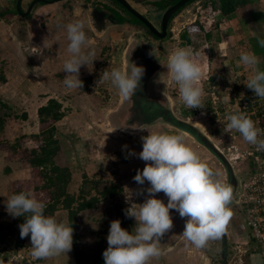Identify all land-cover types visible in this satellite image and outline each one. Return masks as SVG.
Wrapping results in <instances>:
<instances>
[{"label":"clouds","instance_id":"9594fccd","mask_svg":"<svg viewBox=\"0 0 264 264\" xmlns=\"http://www.w3.org/2000/svg\"><path fill=\"white\" fill-rule=\"evenodd\" d=\"M85 22L76 20L66 25L67 51L71 54L63 64L66 73L64 85L68 89H82L79 78L82 66L95 60L94 51H85L88 37ZM198 31L193 27L192 34ZM264 47V39L258 40ZM44 54L42 47H32L28 55L37 58ZM240 63L252 71L245 83L254 96L264 100V71L259 70V58L252 52H242ZM167 71L178 85L180 100L190 109L203 108L204 89L200 81L203 77L201 66L193 57L191 48H177L168 57ZM33 72L44 74L40 67ZM145 69L131 62L127 67L107 69L97 83L110 82L126 100L131 99L141 85ZM226 131L238 132L243 139L257 151H264V129L257 126L250 117L242 112L226 116ZM131 127L144 130L142 126ZM117 128V127H116ZM114 128L111 131H114ZM142 151L138 154L129 151L145 161L142 171L133 177L141 187L136 190L127 188L124 209L127 218H134L135 226L131 231L121 226L119 219L112 220L107 235L108 247L103 252L104 264H151L159 259L164 250L160 242L174 227L170 210H175L181 218H187L182 232L186 241L196 248H204L213 240L220 239L234 213L230 205L234 200V189L220 178L221 173L213 170L200 155L185 142L180 134L149 133L142 137ZM126 147V146H125ZM145 181L150 185L143 187ZM163 192L167 203L156 194ZM143 203H135L133 195H145ZM46 205L27 192L7 197L6 211L13 218L24 217L19 225L20 237L30 236L31 256L34 260L50 259L66 255L73 247V228L55 217L45 214Z\"/></svg>","mask_w":264,"mask_h":264},{"label":"crops","instance_id":"0c3cea01","mask_svg":"<svg viewBox=\"0 0 264 264\" xmlns=\"http://www.w3.org/2000/svg\"><path fill=\"white\" fill-rule=\"evenodd\" d=\"M32 1L33 0L21 1V8L24 12L28 11ZM128 1L140 12L138 8H140L139 5H142L143 2L137 0ZM155 1L156 0H146L144 2L148 4L153 3L157 6ZM17 4L18 0H0V71H2L0 72V94L5 96L4 98L3 96L0 97L5 100H8V98L12 99L18 107H21L22 104L28 103V106H25L26 108L23 109L28 112V118L23 120L24 132L21 134L35 135L40 133L38 110L50 99L47 93L51 89H60L65 93H70L76 90L68 89L64 85L63 80V75H66V73L62 70L63 64L71 56V54L67 51L69 41L67 39L66 25L76 20H83L85 22V32L90 33L87 36L88 44L85 46V51H94L95 60L93 63L90 61L88 66L85 65L81 67L79 74L80 77H88L93 74L96 69L95 61H101L102 59V56L99 53L101 47H109L108 45L115 46L114 42L117 40V25H124L125 29L133 27V25L130 24V18L125 16L121 11H119L120 14L126 17L128 21L124 23H119L116 20L114 21L112 13L113 10H117V8L110 3L91 5L85 2L77 1L75 3V1H72L66 5L63 4L62 1L54 3L37 2L28 15L19 12L17 10ZM201 4L202 0H198L195 1L194 6H186L180 14L178 13L176 17L172 19L169 24V32L170 29L176 30L175 36L178 38L182 29L197 20V14L200 11ZM145 16L148 17L147 15ZM59 23H61V25H59ZM154 24L157 27L160 25L159 23ZM172 24H174L173 27ZM57 25H59V28H56ZM188 33L191 41H193L192 44H194L196 38H203L205 40V44L208 43L205 32L197 31L194 34L191 32ZM213 34L214 36L212 37V41L208 45V68H210L212 62V60L209 59L211 55V59H213V57L216 56V52H219V60H222L225 67L224 72L229 73L235 70L243 69L246 66L240 63L238 53L240 52L241 46L245 45L246 50L244 52H252L258 56L259 70L264 71V47H261L258 43V40L264 39V0H257L253 3L247 4L228 15H224L220 12L216 13L214 16ZM108 35L111 40L110 38L107 40L106 37ZM61 42L64 43V46L60 44ZM32 47H42L44 54L39 58L35 55H28ZM181 47L193 48L194 46L186 45L185 47L183 45L178 48ZM213 49H215L216 52L213 51ZM38 67H40V71L44 74L39 76L34 74L33 69ZM224 72L222 71V75ZM212 73H215L213 68ZM217 73H219V71H217ZM89 82V79L83 81V88H78L80 93L72 95L73 97L71 98L65 96L66 100L78 107H83L85 112L87 110L93 111V108L97 110L104 106L103 101L98 99L99 96L95 94L97 92L94 90L95 85ZM207 82L210 83V81ZM106 85L110 86L111 83L106 82ZM39 101H41L40 105H38ZM11 105L13 104L11 103ZM30 105H32L31 109ZM35 105L37 106L36 108H34ZM187 109H189V112H192L190 108ZM194 117L196 118L197 115L195 114ZM78 125L79 123L77 126ZM89 125L91 126V124ZM8 130L9 126H6L4 135H7L5 133H7ZM1 137L4 139L3 135ZM111 137V135H104L103 138L101 137V146L104 145V143H109V138ZM29 138L32 141V137ZM188 141L189 140H186V143ZM188 143H191L192 145L194 144L193 141ZM74 144L76 143L74 142ZM195 145L193 146L197 149V152H203V148H201V146ZM76 150L78 156L77 165L75 166L72 164L70 166L72 171V180L69 184V191L71 193H75L73 187H75V185H78L79 187L81 183H78V181L74 183V177L81 175V173L88 171V169L94 170L97 165H102L106 155L110 154L109 145L106 147L104 152L94 154L95 157L91 155L89 156V153L84 152L79 145H76ZM11 152L12 151L7 149H0V194L2 195H0V197L5 205L7 197L4 196V192L9 191L7 194H10L12 183L19 180L28 181L32 178L31 170L27 167L25 161L19 157L10 158ZM123 153V163L121 167L124 169L127 168V170H132L134 165L133 161L135 163L139 160L138 155L129 156L128 150H123ZM125 156L129 158V161L124 160ZM96 159L101 160L98 163ZM84 163H87L85 164L86 166H84ZM145 163V161L141 160V168H144ZM98 167L99 169H103L101 168L102 166ZM84 174L85 173H83V175ZM100 176L101 175H99V177ZM145 182L146 186L144 188L149 187L150 185L148 182ZM73 183L75 184L74 186ZM79 190L80 188H78L77 193H79ZM146 195L147 194L142 196L140 203L144 202ZM156 198L163 200L165 204L168 200L163 192L157 193ZM95 210L96 208L90 209V211ZM64 211L67 210L60 207L55 211L54 217L57 219L58 213H63ZM84 211L90 212L89 210H83L78 214V223L80 226V223L83 221L81 217L84 213H86ZM5 215L0 217V223H7L3 221ZM170 215L172 216L174 227L170 232L165 234L160 242V246L164 250V254L159 259H153L151 264H207L206 261H210V259L207 257V260L202 261L198 258L200 255L198 250L200 249L186 241L182 235L187 218H181L179 213L175 210H170ZM12 219L14 220L15 218H11V221H9L10 223L13 222ZM131 219V224L135 226V219ZM77 230H79V228ZM252 242L255 243L253 238ZM255 246L256 245H254V247ZM249 247L250 246H248V248ZM72 250L73 259L71 261L60 259L57 264H76L74 247ZM205 251L206 249H204V252ZM256 255L260 258L259 264H262V258L258 249L256 250V254L254 256ZM254 256L251 259L252 264H256ZM211 263L212 262L210 261V264Z\"/></svg>","mask_w":264,"mask_h":264},{"label":"rangeland","instance_id":"374dc122","mask_svg":"<svg viewBox=\"0 0 264 264\" xmlns=\"http://www.w3.org/2000/svg\"><path fill=\"white\" fill-rule=\"evenodd\" d=\"M72 1H75V3L77 1L85 2V3L91 4V5L92 4L94 5V4L110 3L113 6H115L116 8H119L116 6V4L114 3L113 0H64L62 2H63V4L67 5ZM194 3L195 2H192L191 4H189V6H194ZM139 6L141 9L140 8H138V9L140 10V12L142 14L147 15L153 23H159L160 24V15L163 12V9H161L158 6H155L153 3L148 4L146 2H143V4L139 5ZM120 11L125 16L129 17V15L127 13H125L122 9H120ZM180 12H179V14H180ZM198 15H199V12L197 14V18H198ZM185 21H187V20H185ZM59 25H61V23H59ZM59 25H57L56 28H59ZM173 26H174V24H172V27ZM116 28H117V30H116L117 40L114 42L115 46L108 45L109 47H101V50L99 51V53L101 54L102 59H101V61H95L96 69L94 70L93 74L89 75L88 77H80L79 76V78L82 81L89 79L90 80L89 83H93L95 85L94 90L97 91L95 94H97L99 96L98 99L103 101L104 106L102 108H99L97 110L93 108V111L87 110L85 112L83 107L82 108L78 107L75 104L71 103L70 101L66 100L65 96L68 98L69 97L71 98V97H73L72 95L80 93L79 92L80 90H78V89H76L70 93H65V92H62L60 89H57V90L51 89L50 90L48 88L50 91L47 94L49 95V98H56L57 100H59L63 104V110L65 112V115L59 121H57L55 123V126L57 128L56 135L58 136V138H60L61 143H62V141H64V139L67 141L70 140L72 145L70 144V142H68V143L70 144L71 147H74L76 149V146L74 145V142H75L76 145H79L83 149L84 152H86V153L88 152L89 156L91 155L93 157H95L94 154H97L98 152L99 153L104 152L106 147L109 145L110 154L106 155V157H105L106 160L104 158L102 165H97V167H95L94 170L88 169V171H86V172L84 171L83 172V173H85L84 175H83V173H81V175H77L74 177V180H75L74 183H76L77 181H78V183L81 182L79 187H78V185H75L73 183V186L75 185V187H73L74 192L77 193L78 188H80L83 184L85 176H87V178H89L91 180H101V184L99 185L100 188H102V186L106 183H115V184L122 186L124 191L121 195L122 197L121 196L120 197L122 198L123 202L126 203L125 202V193L127 192V188L131 189V190H136L137 188L141 187L134 181L133 177L136 175L138 170L142 171L143 168H141V159L140 158L135 163L133 161L134 165H133L132 170L129 169L130 170L129 171V170H127V168H125V169L122 168L121 165L123 163L122 161H123V155H124L123 150H128V152L131 150V151H135L136 153H139L140 151H142L140 149H142V146H143L142 137L148 135L149 133L180 134L183 136H184V134L180 133V131L177 130L176 128H174L170 125H166V124L161 123V122L153 124L152 126L144 128V130H142L141 132H136V133H132L130 130H127V129L126 130L115 129L114 131H111L114 129V127L109 129V130H105L103 128V126L107 125V123L108 124L110 123V117L108 114H114L115 112L113 113V111L117 110L116 107L120 108L119 106L122 104L121 102L124 99V97L122 95H120L118 90L115 87H113L112 85L107 86L106 82L97 83V81L100 79L102 72L106 69L108 71H111L114 68H124L126 66V60L124 58V52L126 51L127 46L131 47V46L135 45V43H137L139 40V35H142L145 33V28L142 25H139V26L133 25V27H130L128 29H125L124 25H117ZM185 28L182 29L180 35H178V38L175 36L176 30L170 29V32L172 33V38L167 37L166 40L161 41L165 46L166 52H165V54L164 53L161 54L160 58L169 57V55L175 49H177L179 46H183V45L185 47H186V45L194 46L193 48H191L193 50V54H194L193 57H194L195 61L201 66L203 74H204L201 81H200V84H201L202 88L204 89V96H203L204 107L202 109L201 108L191 109L192 112H189L188 111L189 109H187V107L180 100V95L178 93V85L172 79H171V83H167L163 79H162V81L160 80L158 83V88L162 93H168L169 92V94H171L172 106L174 107L175 111H178V112H179V110L185 111L187 115H190V120L196 121L197 124L202 127V129L205 133L209 134V131H210V137L212 138V141L214 143H216L217 145H220V147H221L224 144L222 141L219 140L220 139L219 136L214 135V133L212 132V125L210 124L209 119H208V114L210 111L209 100L211 98V91L215 88L219 89V87L223 84L225 85L228 81V78L231 77L232 72H229V73L224 72L225 67L223 65V62H222V60H219L220 54H219V52H216L215 49H213V51L216 52V56H214L213 59H211L212 58V55H211V57L209 59L212 60V62H211L210 68H208L206 66L207 63H203V61H202L203 58H206V54L203 58L201 57L204 54V48L203 47L205 45V40L203 38L202 39L196 38L194 41V44H192L193 41H191V44H188L181 37L182 32L185 30ZM138 29H140L142 31H137ZM89 34L90 33L86 32L87 36ZM106 38L108 40L110 38L109 35ZM110 40H111V38H110ZM171 42H173V44H171ZM60 44L64 46V43L61 42ZM240 49H243V45L241 46ZM221 54H222V52H221ZM212 68L215 71V73H212ZM217 71H219V73H217ZM222 71L224 72L223 75H222ZM249 71H250V73H252L251 70H249ZM0 72H2V71H0ZM63 78L65 79L64 75H63ZM223 78H224V80H223ZM207 81H210V83H208ZM176 90H177V92H176ZM113 94H114V96H113ZM0 96H3V94H0ZM4 97L5 96H3V98ZM8 100H9L10 104L11 103L13 104L12 105L13 109L10 111H7V113H9L10 116L5 117L4 127L2 129L3 134L1 133V135H0V137L3 135L4 136L3 138L5 140L2 139V137H1V139L3 141L9 142L10 144L16 143V144H18V147H20V148L25 147V146H32V145L36 144L37 142H36L35 138H31L32 139V141H31L30 138L28 137V136H32V135L21 134L24 132L23 131V126H24L23 120L28 118V112L24 111L23 109L26 108L25 106H28V103L22 104L23 107L21 105H20L21 107H18V105H16L12 99L8 98ZM17 104H18V102H17ZM40 104H41V101H39L38 105H40ZM36 107L37 106L35 105L34 108H36ZM31 108H32V105H30V109ZM4 112H6V111L4 109H2L0 106V115L2 116V114H4ZM24 113L27 114L26 118L23 117ZM195 114L197 115L196 118L194 117ZM78 123H79V125L77 126ZM89 124H91V126ZM6 126H9V130L7 133H5L7 135H4V131L6 129ZM39 128H40V124H39ZM30 130H32V129H30ZM104 135H111L112 137L109 138V143L108 142L104 143V145L101 146V144H102L101 137L103 138ZM62 137H64V138L62 139ZM184 138H185V142H186V140H189L188 142L194 140L189 135H185ZM188 142H187V144L189 146H191L196 152H197V149L194 148L193 145L196 144L198 146H201V148H203V152L198 151L197 153L200 155V157L203 161L208 163L209 166L213 168V170L219 171L221 173L220 178L222 179L224 166L219 161V159L213 153H211L206 147L202 146L201 144H199L195 140L193 141L194 142L193 145L191 143H188ZM63 148H64V146H63ZM0 149H2V148H0ZM62 152H64V151L62 150ZM61 155H62V153H61ZM64 156H65V154H64ZM96 160L99 163V161L101 159H96ZM67 163L69 164V166H71L69 161H67ZM85 164H87V163H84V166H86ZM250 165H251L250 161H248L246 159L238 160V163H234V167H235L236 171L241 172L242 177H245V179L249 177V174L251 171ZM98 166H102L101 168H103V169H99ZM75 168H73V169H75ZM70 169H71V167H70ZM97 170H100V171H97ZM99 175H101V176L99 177ZM21 181L25 182V183H22V186H24V184H26V182H27V180H25V181L21 180ZM145 184H146V182H145ZM145 184L143 185V187L146 186ZM8 192L7 191L4 192L5 197L12 196V186H11L10 194H7ZM29 192H31V191H29ZM91 194H95V190H92ZM142 196L143 195H140V196L133 195V197H136L140 200H141ZM1 199L2 198L0 197L1 203L4 204ZM109 201H110L109 199L104 200V201L102 200L101 202H99L97 209L99 210L100 208L106 207V205H107L106 203ZM11 218H13V217L10 216L8 213H6L3 221L7 222L6 224H8V223L10 224L9 221H11ZM66 218H68L67 211H64L63 213H58L57 220L60 222H64V223L69 225L68 219H66ZM81 218L83 220V215ZM15 219L14 220L12 219L13 222L15 221ZM80 224H81V226L79 225V227H78L79 230L73 232V243H74V239H75L74 236L76 235V232H77V234L79 235V237L77 238L78 247L81 250L85 251L87 254H89L93 248V243L89 239L88 234L83 232L85 229V227L82 226L83 222H81ZM19 225L20 224H17L15 226V231L11 232L12 235H10L7 238L6 242L4 244H0V264H57L60 259L70 260V261L73 259V250H71L67 254V256L66 255H60L58 257H53L50 259L34 260L33 257L31 256L32 248H31L30 237L26 238V241H25L26 245H24V247H21V248L16 247V242H19V240H20ZM73 247L75 250L74 244H73ZM199 249L200 250H198V253L200 252V255L198 256V258H200L202 261L207 260L209 258V256H208L207 250L204 252V249H206V248L204 247L203 249H201V248H199ZM226 259L228 260L229 264H241L238 260L235 262H232L231 256L226 257ZM254 260H255L256 264L260 263V258L258 255L255 256ZM206 262H207V264H210L209 260H207ZM213 263L214 264H220L219 261H216V260Z\"/></svg>","mask_w":264,"mask_h":264},{"label":"trees","instance_id":"16d2710c","mask_svg":"<svg viewBox=\"0 0 264 264\" xmlns=\"http://www.w3.org/2000/svg\"><path fill=\"white\" fill-rule=\"evenodd\" d=\"M137 1L144 2L146 0ZM178 1L179 0H156L155 3L164 10ZM195 1L198 0H190L173 15L171 20L183 8ZM255 1L257 0H203L197 20L187 26L182 32V39L188 44H191V38L188 32H190L193 27L197 28L200 32H205L208 43L204 45V54L201 57L203 58L206 54V58H203L202 61L208 64V45L214 36L213 27L216 13L220 12L224 15H228ZM116 3L131 16L129 20L131 23L142 24L138 18L127 11L120 3L117 1ZM113 12L115 13L117 22L124 23L128 21L127 18L118 11L113 10ZM0 106L6 111L2 116L0 115L1 135L5 117L10 116L7 111L12 110L13 106L8 100L2 99L1 97ZM38 115L40 133L28 136L35 138L37 142L32 147L25 146L19 147L18 149V144H10L0 138V148L12 151L10 158L19 157L24 160L32 174L31 180H28L24 186H22V183L25 182L21 180L12 183V195L20 192L30 193L46 205L45 214L49 216L54 217L55 211L60 207L66 209L68 211L69 224L75 232L78 231V214L81 211L97 208L99 202L102 200L118 199L124 190L122 186L115 183H106L100 188L99 185L101 184V180H91L85 176L79 193H71L69 191V184L72 180V171L69 164L62 159L61 153L63 145L60 138L56 135L57 128L55 126V123L65 115L63 104L56 98H50L46 104L39 108ZM23 117L26 118L27 114L24 113ZM124 160L129 161V158L125 156ZM92 190H95V194H91ZM6 213V205L2 204L0 201V217ZM24 220V217H16L13 223H0V244H4L7 238L12 235L11 232L15 231V226L17 224H22ZM126 222L127 224H131L129 219ZM74 237L76 264H104L103 251H99L95 255L87 254L78 247L77 238L79 235L77 232ZM26 238L27 237L22 239L20 237L19 242H16V247H24Z\"/></svg>","mask_w":264,"mask_h":264},{"label":"flooded vegetation","instance_id":"af4514ba","mask_svg":"<svg viewBox=\"0 0 264 264\" xmlns=\"http://www.w3.org/2000/svg\"><path fill=\"white\" fill-rule=\"evenodd\" d=\"M114 3L116 4L117 10L120 11L122 9L125 13H127L122 7H120L115 0H113ZM114 9V8H113ZM120 13V12H119ZM128 14V13H127ZM112 17L114 21L116 20L115 13H112ZM131 19V16H129ZM129 19V20H130ZM117 21V20H116ZM172 20H170L171 23ZM169 23V24H170ZM131 24V22H130ZM133 25V24H132ZM140 25V24H136ZM142 25V24H141ZM145 28V32L147 31V28L142 25ZM170 26V25H169ZM137 31H142L138 29ZM141 35H139L140 39ZM167 37L164 39L166 40ZM173 44V42H171ZM131 49V50H130ZM129 49L128 56L133 55V51H135L136 48H134V45L131 46ZM163 64H167L168 57L161 58ZM162 79L167 82L171 83V76L169 72L167 71V67H164V73L160 74L159 76V81ZM177 92V90H176ZM158 97H162L166 102L165 103H160V105H157L156 107H149L146 102L141 101L139 105L137 103L134 104L132 99H123L122 104L119 106L120 108H117V110H114V114H108L110 117V123L103 128L105 130H109L111 128H116V129H124L122 126H142L144 128H147L149 126H152L153 124H156L158 122H165L164 121V108L169 109L168 116L175 118L178 121H184V119H190V115H187L185 111L179 110L175 111L174 107L172 106V97L171 94L168 93H162L159 90ZM147 98V97H146ZM118 104V103H117ZM140 107L142 112H139L136 108ZM112 113V112H111ZM141 115H140V114ZM143 115V116H142ZM139 116L141 122H139L136 117ZM148 117L156 118V119H148ZM209 122L212 125V121L209 118ZM196 123V121H194ZM166 125H169L167 123H164ZM171 126V125H170ZM128 128L131 127H127ZM178 128V127H177ZM176 128V129H177ZM131 130H133L131 128ZM180 131V133L185 135H188L186 131H184L182 128L177 129ZM138 130H133L131 131L132 133H136ZM141 131V130H139ZM213 131V127H212ZM206 135L212 140L210 137V131L209 134L206 133ZM64 137H62L63 139ZM98 139V138H97ZM194 141V140H192ZM62 145L64 146L62 152V158L64 159L65 162L69 161V163L72 165V147L68 143L67 140L64 139L62 141ZM76 146V144H74ZM65 154V156H64ZM78 159V156H77ZM233 183H234V200L230 207L232 208V211L234 213L233 217L231 218L229 225L227 226L226 232L224 235L218 239V240H213L208 243V246H206V250L209 256L210 261L212 264L213 262L219 261L220 264H227L228 261L226 260V257H228V253L231 256V261H239L241 264H252V258L256 254L257 245L254 247L255 243L252 242L251 237V231L246 224V221L244 219V215L240 210L241 207V192H242V186L245 180V177H242L241 172L233 173ZM232 176L226 171L224 167L223 171V178L226 183L230 184V181L232 180ZM122 197V196H121ZM114 199L109 202H107L106 207L100 208L99 210L96 208L95 211H84L86 213L83 214V225L85 227L84 231L85 233L88 234L89 239L93 243V248L89 254H96L99 251H103L108 247V242H107V235L109 233L110 229V223L112 220L119 219L121 221V226L129 231L133 229V224H127V220L129 219L132 222L131 218H127L124 214V209L129 206V204L124 203L122 198ZM133 202L135 203H140V199L136 197H132ZM253 243V244H252ZM250 246L248 248V246ZM253 245V246H252ZM227 249H229L227 251ZM235 254V255H233ZM93 255V256H94ZM255 258V256H254ZM229 264V263H228Z\"/></svg>","mask_w":264,"mask_h":264},{"label":"built area","instance_id":"2783aa9c","mask_svg":"<svg viewBox=\"0 0 264 264\" xmlns=\"http://www.w3.org/2000/svg\"><path fill=\"white\" fill-rule=\"evenodd\" d=\"M245 48L244 45L240 49L239 57ZM251 75L247 67L235 70L225 85L211 91L209 118L212 121V132L219 136L224 145L220 147L214 144L229 161L234 164L246 159L251 163L249 177L242 186L240 210L264 264V151H257L238 132L226 131V116L234 112L246 114L259 128L264 129V100L254 96L245 84Z\"/></svg>","mask_w":264,"mask_h":264},{"label":"water","instance_id":"95a60500","mask_svg":"<svg viewBox=\"0 0 264 264\" xmlns=\"http://www.w3.org/2000/svg\"><path fill=\"white\" fill-rule=\"evenodd\" d=\"M21 1L22 0H18L17 10L22 14L28 15L31 12L33 6L37 2L54 3L64 0H33L29 6L28 11L26 12H24L21 8ZM115 1L120 3L127 11H129L132 15L138 18L142 22V25H144L147 28V31L144 34H142L138 42L135 43L134 48L136 49L135 51H133V55L128 56L129 49L131 48L130 46H127L126 51L124 52V58L126 60L125 67H127L131 62H133L138 66H143L145 69L144 75L142 77L141 85L131 99L133 100L134 104L137 103L139 105L141 101H144L147 103V105H149V107L152 108L156 107L157 105H160V103L166 102L162 97H158V95H155L159 93V88H158L159 76L160 74L164 73V67H165V64L162 63L160 55L163 53L165 54L166 49L161 41L164 40L166 37L172 38V33L169 32L170 20L173 17V15L177 13L180 8L185 6L190 0H179L175 4L164 9L160 15L159 27H157L144 14H142L137 9H135L128 0H115ZM133 25L136 26V24ZM136 109L139 112H142L141 111L142 109L140 107H137ZM163 111H164L165 122H161V123H167L174 128L177 127L179 129L182 128L184 131L188 133V135L192 139H194L196 142L206 147L211 153H213L219 159V161L225 167L226 171L231 176L233 173H237L234 164L231 161H229L227 156H225L218 149V147L206 135L202 127L199 126L197 122L195 123L194 121H191L190 119L187 118L184 119V121H178L175 118L168 116L169 113L168 108H164ZM149 118L156 119L155 117L154 118L148 117V119ZM136 119L139 122H141L139 116H137ZM128 130L133 131L131 130V128H128ZM136 132H141V131L138 130ZM68 142H70L71 144L70 140ZM72 162L75 166L77 165V150L74 147H72ZM230 185L234 188L233 176H232V180L230 181ZM228 250L229 249H227V251ZM228 256H230L229 253ZM225 261L228 260L226 259Z\"/></svg>","mask_w":264,"mask_h":264}]
</instances>
